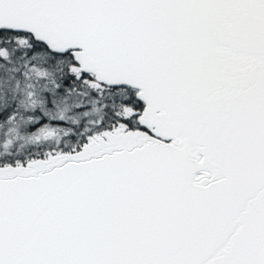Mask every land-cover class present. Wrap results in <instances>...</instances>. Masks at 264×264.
<instances>
[{
    "label": "snow or ice",
    "instance_id": "snow-or-ice-1",
    "mask_svg": "<svg viewBox=\"0 0 264 264\" xmlns=\"http://www.w3.org/2000/svg\"><path fill=\"white\" fill-rule=\"evenodd\" d=\"M0 264H264V0H0Z\"/></svg>",
    "mask_w": 264,
    "mask_h": 264
}]
</instances>
